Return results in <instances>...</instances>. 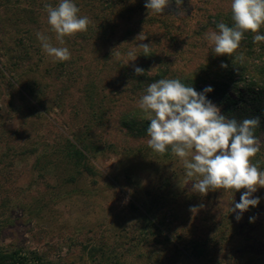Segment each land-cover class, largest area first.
<instances>
[{
  "label": "rangeland",
  "instance_id": "374dc122",
  "mask_svg": "<svg viewBox=\"0 0 264 264\" xmlns=\"http://www.w3.org/2000/svg\"><path fill=\"white\" fill-rule=\"evenodd\" d=\"M74 2L91 23L60 45L44 7L59 0H0V251L47 264H264V187L237 221L232 207L245 190L193 192L197 178L180 159L148 147L150 121L138 106L141 76L159 74L161 60L171 75L197 71L216 14L232 20L231 0L173 2L149 15L146 0ZM141 32L147 39L136 40ZM37 33L71 59L54 61ZM257 137L253 163L264 170ZM67 138L85 149L82 173L65 158Z\"/></svg>",
  "mask_w": 264,
  "mask_h": 264
},
{
  "label": "clouds",
  "instance_id": "9594fccd",
  "mask_svg": "<svg viewBox=\"0 0 264 264\" xmlns=\"http://www.w3.org/2000/svg\"><path fill=\"white\" fill-rule=\"evenodd\" d=\"M179 8L184 0H146L145 7L150 13L161 14L172 3ZM47 23L60 45L66 37H75L87 32L91 23L87 16H81L80 8L74 0H59L56 6L44 5ZM232 26L223 22L215 31L205 34V39L213 46L217 56L227 54L243 60V55H235L241 46L246 32L254 35L253 42H264L259 34L264 27V0H231ZM42 50L54 61L65 62L71 59L67 47L54 46L50 37L37 33ZM143 32L136 40L143 41ZM143 55H151V45L139 43ZM130 61L137 59L135 49L127 53ZM129 62H126L128 65ZM136 75H145V70L135 66ZM222 67H228L222 63ZM213 88L207 86L202 91L188 86L180 79L162 78L150 83L142 95L138 106L147 114L150 121L146 131L148 147L164 155L169 149L178 157L186 170V176L197 178L192 182V191L206 196L209 191H243L240 202L235 203L232 212H239L236 220L242 218L250 207L258 206L260 198L253 194L264 187V170L253 158L261 151V140L255 135L260 126V118H245L238 121L222 114L220 107L208 99L207 93ZM203 207V205L199 206ZM190 211L196 214L197 206ZM256 217H250L254 222Z\"/></svg>",
  "mask_w": 264,
  "mask_h": 264
},
{
  "label": "trees",
  "instance_id": "16d2710c",
  "mask_svg": "<svg viewBox=\"0 0 264 264\" xmlns=\"http://www.w3.org/2000/svg\"><path fill=\"white\" fill-rule=\"evenodd\" d=\"M232 14V13H231ZM217 21L215 25L226 21L223 15L217 13ZM226 24V23H225ZM233 21H229L227 25L232 26ZM263 27L259 34L264 35ZM264 31V30H263ZM262 32V33H261ZM254 35L251 32L244 34L245 39L241 41V46L235 55H243V60L235 59L227 54L217 56L214 54L213 47L210 48L205 60L199 65L197 71L193 75H182L173 73L171 64L161 60V72L155 76H141L137 77L143 83L148 85L156 80L162 78L180 79L181 82L188 86H193L199 92L207 86L213 88L212 92L207 93L209 100L218 105L222 114L229 118H235L242 121L245 118H260V126L256 129L255 135L264 134V51L259 52L261 48L264 50V43H254ZM262 56H260V55ZM252 60H258L254 65ZM258 57V58H257ZM222 63L227 64L228 67H222ZM252 72V74H251ZM251 74L253 80L245 83L244 87H240L239 82L246 81V75ZM238 77L237 79H235ZM251 78V79H252ZM139 81V82H140ZM203 83L201 86L200 84ZM142 88V83L138 89ZM259 88V89H257ZM64 145L63 152L68 163L72 164L73 168L82 173V169H88L86 162V155L84 148L78 146L72 139L67 138ZM0 264H47L44 259L39 256L29 257L22 251H0Z\"/></svg>",
  "mask_w": 264,
  "mask_h": 264
}]
</instances>
